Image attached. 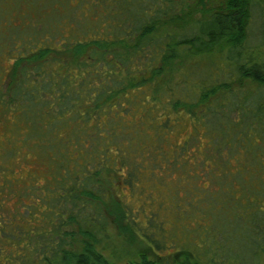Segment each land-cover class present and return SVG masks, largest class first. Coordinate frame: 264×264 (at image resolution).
I'll use <instances>...</instances> for the list:
<instances>
[{"label": "trees", "instance_id": "obj_1", "mask_svg": "<svg viewBox=\"0 0 264 264\" xmlns=\"http://www.w3.org/2000/svg\"><path fill=\"white\" fill-rule=\"evenodd\" d=\"M45 1L53 13L44 12L41 23L0 33L9 49L5 58L13 59L0 81V121L12 116L15 126L25 124L24 147L49 165L46 180L29 170L19 186L12 170L0 183V218L21 211L25 220L29 203H45V214L38 223L30 219L27 231L20 219L0 221V264H117L98 249L93 230L107 229L103 208L113 205L129 233L136 232L132 210L116 191L118 180L133 174L123 148L132 136L126 128L137 122L128 116L139 108L156 110L163 123L173 113L187 114L205 133L220 131L227 148L228 139L244 147L239 169L250 175L230 178L223 173L227 160L209 147L205 160L221 172L211 176L215 170L204 169L213 188L236 183L246 198L224 193L216 210L210 203L207 244L228 228L244 240L252 262L264 264V98L248 89L264 87V38L253 33L255 15L264 19V0H219L202 18L185 12L193 0ZM219 64L231 81L219 80ZM236 90L243 98L232 101ZM223 98L237 106L235 122L221 109ZM190 145L181 146L188 152ZM39 188L42 198L32 194ZM164 257L142 253L130 264H162ZM171 257L172 264H209L192 247Z\"/></svg>", "mask_w": 264, "mask_h": 264}, {"label": "rangeland", "instance_id": "obj_2", "mask_svg": "<svg viewBox=\"0 0 264 264\" xmlns=\"http://www.w3.org/2000/svg\"><path fill=\"white\" fill-rule=\"evenodd\" d=\"M218 2L219 0H208L205 7L199 1L193 0L192 6L186 8L185 12L193 13L196 18H202L206 9L213 11L220 7ZM44 12L53 13V7L45 0H0V33L6 35L15 28L25 29L38 25L42 21ZM51 23L55 24V21L52 19ZM66 24L65 22L64 25ZM263 26L264 19L256 14L253 24L254 39L264 38ZM65 31L69 34L70 27L65 28ZM8 50L6 44L0 41V75H3L0 81L3 83L13 61L10 57L5 58L8 56ZM219 67V80L231 81L232 79H225L230 76V74L227 75L228 67L223 69L224 66L221 64ZM248 89L253 91L252 97L259 95L264 98V87L258 89L249 84ZM236 92L240 95L234 97L232 101L243 98L242 92L239 90ZM222 103L221 109H225L230 114V119L235 122L240 115L237 106H232L230 100L226 98L222 99ZM155 107L161 108V106ZM136 112L137 114L128 116V120H137V122L126 128L131 131L132 136L130 144L124 145L123 148L131 161L133 174L131 177L123 175L125 177L118 180L117 185L119 183L120 186L116 192L121 196L123 203L133 211H130V219L137 222L140 229L135 225L137 233L134 231L129 233L126 220L118 217L115 206L108 205L106 208L107 205H104L102 214L106 218L102 220L106 221L108 218L107 229L101 233L96 229L93 230L98 239V249L117 264H130L131 261L138 260L142 253L149 255L152 259H158V254L165 255L162 264H172V261H169V258L172 259V254L179 248L186 247L194 248L198 255L202 253L209 264H254L248 249L243 248L244 240L228 228L212 237L211 244H207L209 230L206 231V229L209 227V218L206 216V211L212 207L216 210L218 205L215 203L222 201L220 197L224 193L237 201L246 198L243 195L245 192L241 195L242 191L236 183L222 184L213 188L214 183L205 174V171L211 173L213 169H211L212 165L205 160L209 159V147L212 143V154H216L219 161L222 158L227 160L223 171L227 178H230L232 174L250 175L243 169H239V165L242 164L240 159L245 155L244 147L238 145L235 140L236 144L232 145V141L228 139L227 144L230 145L227 148L221 139L220 131L205 133L201 121L195 122L181 112L171 114L168 123H163V116L156 110L147 111L139 108ZM14 121L12 116H5L0 121V183L6 179L7 182L10 180L12 170L15 171L18 179L21 178L16 182L19 186L29 170L33 171L39 179L46 180L49 176L48 163L36 152L26 150L22 139L28 128L25 124L15 126ZM233 128L238 130L235 126ZM249 137L256 140L258 135L252 132ZM185 143L191 144L188 152L187 147L181 146ZM20 146L26 151V156L21 152ZM7 152L9 153L6 154ZM129 170L128 167L125 173ZM220 173L217 168L211 176H218ZM245 180L247 181L248 178L246 177ZM41 191L39 188L32 194L42 198L44 193ZM210 203H214V206L211 207ZM44 204L29 203L30 216H27L25 220L20 218L22 217L20 211L18 212L20 215L18 213L14 216L9 215L8 218H0V221H25L21 227L27 231V222L30 223V219L38 223L40 217L45 214ZM224 210L227 211V209ZM224 213V211L221 212L223 215ZM224 219L229 220L227 217ZM230 224L233 225V222L230 221ZM4 226L7 229L6 221ZM89 230L92 229L89 228ZM74 233L76 234L77 230ZM143 233L146 235L145 238ZM77 235L80 237L79 233ZM156 242L158 244L155 246ZM8 245L13 244L8 243Z\"/></svg>", "mask_w": 264, "mask_h": 264}]
</instances>
